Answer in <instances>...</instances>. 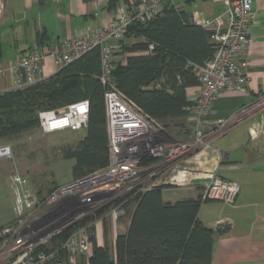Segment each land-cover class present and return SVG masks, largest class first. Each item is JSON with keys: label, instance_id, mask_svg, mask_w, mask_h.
I'll return each mask as SVG.
<instances>
[{"label": "built area", "instance_id": "obj_1", "mask_svg": "<svg viewBox=\"0 0 264 264\" xmlns=\"http://www.w3.org/2000/svg\"><path fill=\"white\" fill-rule=\"evenodd\" d=\"M257 1L231 0L223 15L202 21L201 26L212 33L214 55L203 65L193 66L198 84L193 105L187 108L189 115L183 119L193 124L187 140L172 138L161 122L144 113L117 88L112 77L115 42L125 37L132 23H146L161 15L164 0L122 4L107 25L95 27L75 39H64L46 52L25 51L10 68L0 66V78L11 73L13 89L20 90L44 79L47 57L51 58L56 73L99 49V80L105 87L109 149L106 167L59 186L42 200L30 189L26 178L19 174L12 177L17 215L11 225L0 227V264H75L81 256L89 258L97 242V223L107 218L118 226L127 215V202L140 192L159 186L190 187L194 181L206 179L201 194L204 202L235 203L240 192L238 184L195 166L200 165L197 158L211 146L213 139L264 110L263 93L252 104L205 130L206 119L221 94L247 91L248 78L240 57L253 43L251 28L257 16L253 4ZM153 48L151 45L150 50ZM39 122L44 134L85 129L89 102L42 111ZM11 157L10 147H0V161ZM111 203L114 205L102 216V208ZM72 227L76 228L65 240L56 243Z\"/></svg>", "mask_w": 264, "mask_h": 264}, {"label": "trees", "instance_id": "obj_2", "mask_svg": "<svg viewBox=\"0 0 264 264\" xmlns=\"http://www.w3.org/2000/svg\"><path fill=\"white\" fill-rule=\"evenodd\" d=\"M45 2L39 0L41 4ZM116 3L111 0L110 6L115 8ZM211 34L194 24L188 13L164 0L161 15L146 23H132L125 37L115 42V54L127 55L126 62L115 61L112 77L117 88L165 127L172 124L171 120L185 119L189 115L187 108L193 105L187 89L198 84L193 66L203 65L214 55ZM132 37L143 41L127 44ZM100 75V51L96 48L35 86L0 93V139L12 141L39 129L42 111L88 101L85 135L76 148L67 149L64 155L75 160V179L106 167L109 149L105 87ZM186 123L180 127L187 129L191 122ZM165 188L140 192L127 202L130 222L126 230L120 227L115 257L107 246L95 241L88 261L75 264H211L217 230L206 227L198 218L204 203L201 196L165 202ZM75 228L68 229L56 243L64 241Z\"/></svg>", "mask_w": 264, "mask_h": 264}, {"label": "crops", "instance_id": "obj_3", "mask_svg": "<svg viewBox=\"0 0 264 264\" xmlns=\"http://www.w3.org/2000/svg\"><path fill=\"white\" fill-rule=\"evenodd\" d=\"M110 1L46 0L41 4L39 0H0V66L10 68L25 51L37 49L46 52L57 47L64 39H75L95 27L107 25L117 11L116 7L110 6ZM170 1L178 10L188 13L194 24L201 26L206 18L223 15L231 0ZM253 9L257 13L251 28L253 43L240 57L248 78L247 91L221 94L206 119L205 130L214 128L217 121L233 116L264 93V0L255 2ZM141 41L143 39L132 37L126 43ZM126 57L117 55L116 60L126 62ZM53 74L52 60L47 57L42 76L49 78ZM12 89L13 76L9 73L0 78V93ZM196 92V86L187 89L190 101L195 99ZM176 122L184 124L185 120L178 119ZM187 126V129L179 127L177 136L169 135L179 141L189 139L193 124ZM200 156V165L195 166L197 169L214 173L240 187L234 204L206 201L199 210L200 222L217 230L211 264H264V110L213 139L211 146ZM207 182L202 179L194 181L190 187H167L162 191L163 200L175 203L197 199ZM125 217L118 226L112 223L109 226L106 240L109 241L108 247L113 257L121 225L124 230L129 226L131 212L128 209ZM124 220L126 224H123ZM95 237L98 245L104 246L106 240L100 223H97Z\"/></svg>", "mask_w": 264, "mask_h": 264}, {"label": "rangeland", "instance_id": "obj_4", "mask_svg": "<svg viewBox=\"0 0 264 264\" xmlns=\"http://www.w3.org/2000/svg\"><path fill=\"white\" fill-rule=\"evenodd\" d=\"M123 2H127V0H117L116 9ZM175 122L176 120H171L172 124H167L166 130L177 136L180 124ZM85 129L77 132L63 131L44 134L39 128L24 133L12 141L0 139V147L7 146L12 150L11 158L0 161V227L11 225L17 215L14 203L15 190L12 186V177L15 174L28 180L30 189L37 194L40 200L59 186L77 180L72 175L75 160L66 159L64 153L67 149L76 148L78 142L85 135ZM113 205L114 203H111L102 208L100 214L105 215V212ZM126 223L127 221L124 220L123 224ZM100 226L103 228L106 240L110 232L109 219L104 218ZM108 245L109 241H104V246L108 247ZM88 259L86 256H81L77 262L85 263Z\"/></svg>", "mask_w": 264, "mask_h": 264}, {"label": "bare ground", "instance_id": "obj_5", "mask_svg": "<svg viewBox=\"0 0 264 264\" xmlns=\"http://www.w3.org/2000/svg\"><path fill=\"white\" fill-rule=\"evenodd\" d=\"M203 153H204V152H203ZM203 153H202L201 155H203ZM200 157H201V156L199 155L198 158H197L198 162H199V158H200Z\"/></svg>", "mask_w": 264, "mask_h": 264}]
</instances>
